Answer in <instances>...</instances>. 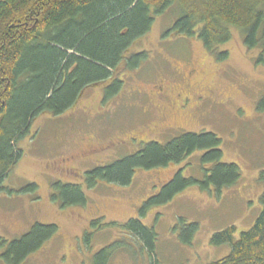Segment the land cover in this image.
Segmentation results:
<instances>
[{
    "label": "rangeland",
    "instance_id": "1",
    "mask_svg": "<svg viewBox=\"0 0 264 264\" xmlns=\"http://www.w3.org/2000/svg\"><path fill=\"white\" fill-rule=\"evenodd\" d=\"M179 15L173 6L156 17L152 30L135 42L125 58L145 53L139 67L122 72V91L105 100L110 82L85 91L61 116L38 117L18 144L22 159L0 191V238L11 242L34 225H55L57 234L22 264H93L105 247L122 243L110 264H150L142 244L118 227L84 235L92 221L126 224L139 220L157 234L160 264H211L227 257L229 245L212 246L211 238L236 227V238L262 212L264 185V53L246 48L241 30L231 28L229 42L214 52L198 39L170 32ZM227 53L223 59L221 54ZM186 133H212L222 141L221 163L240 169L239 181L227 188L194 185L166 204L141 209L177 174L204 182L213 165L197 151L180 164L137 170L123 187L100 182L89 189L85 173L135 154L147 143L166 144ZM80 185L85 206L63 208L53 200V184ZM37 189L24 191L30 185ZM10 191V192H9ZM198 230L183 241L188 226ZM121 245V246H122ZM127 246V247H126ZM0 264H5L0 256Z\"/></svg>",
    "mask_w": 264,
    "mask_h": 264
},
{
    "label": "trees",
    "instance_id": "2",
    "mask_svg": "<svg viewBox=\"0 0 264 264\" xmlns=\"http://www.w3.org/2000/svg\"><path fill=\"white\" fill-rule=\"evenodd\" d=\"M173 6L179 15L170 32L198 39L214 52L232 37L231 28L243 32L247 49L264 53V0H0V191L23 152L19 142L30 134L33 122L42 115L61 116L72 109L90 88L111 84L105 100L124 88L122 72L139 67L145 53L125 58L126 52L152 30L155 18ZM225 59L227 53L221 54ZM18 85V86H17ZM222 141L212 133H186L166 144L150 142L135 154L85 173L89 189L100 182L129 186L137 170L150 171L180 164L197 151H205L201 161L213 165L204 182L185 179L177 173L141 209L151 203L166 204L194 185L218 191L235 185L241 176L235 164L221 163ZM264 185V172L260 175ZM36 185L24 191L36 190ZM53 200L63 208L85 206L87 198L80 185L53 184ZM10 192V191H9ZM262 212L254 225L240 233L232 226L211 238L212 246L229 245L230 254L211 264H264V193ZM90 224L84 235L91 244L96 232L118 227L142 244L150 264L157 261V234L153 228L133 219L126 224ZM198 225L188 226L189 244ZM58 232L55 225H34L21 238L8 242L0 238V256L5 264H22ZM118 243L97 252L93 264H110ZM127 247V246H126Z\"/></svg>",
    "mask_w": 264,
    "mask_h": 264
},
{
    "label": "bare ground",
    "instance_id": "3",
    "mask_svg": "<svg viewBox=\"0 0 264 264\" xmlns=\"http://www.w3.org/2000/svg\"><path fill=\"white\" fill-rule=\"evenodd\" d=\"M18 86V85H17Z\"/></svg>",
    "mask_w": 264,
    "mask_h": 264
}]
</instances>
